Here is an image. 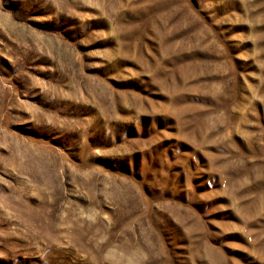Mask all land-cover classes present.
<instances>
[{"label":"rangeland","instance_id":"1","mask_svg":"<svg viewBox=\"0 0 264 264\" xmlns=\"http://www.w3.org/2000/svg\"><path fill=\"white\" fill-rule=\"evenodd\" d=\"M0 264H264V0H0Z\"/></svg>","mask_w":264,"mask_h":264}]
</instances>
